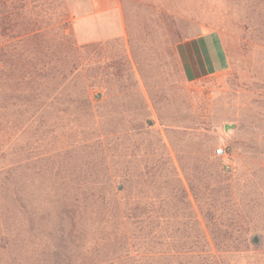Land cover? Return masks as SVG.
I'll use <instances>...</instances> for the list:
<instances>
[{
    "label": "rangeland",
    "instance_id": "374dc122",
    "mask_svg": "<svg viewBox=\"0 0 264 264\" xmlns=\"http://www.w3.org/2000/svg\"><path fill=\"white\" fill-rule=\"evenodd\" d=\"M61 2L0 24V264H264V0Z\"/></svg>",
    "mask_w": 264,
    "mask_h": 264
},
{
    "label": "crops",
    "instance_id": "0c3cea01",
    "mask_svg": "<svg viewBox=\"0 0 264 264\" xmlns=\"http://www.w3.org/2000/svg\"><path fill=\"white\" fill-rule=\"evenodd\" d=\"M85 17L81 16V18ZM81 18L76 19L78 21ZM87 19L85 18L84 20ZM81 21L79 20L77 23L79 24ZM124 35H126V30H116V26L112 25L109 30H90L89 33H86L88 41H102L111 37H123ZM176 47L177 58L183 76L188 82H194L209 75L223 73L231 66L221 38L213 33L183 40Z\"/></svg>",
    "mask_w": 264,
    "mask_h": 264
},
{
    "label": "trees",
    "instance_id": "16d2710c",
    "mask_svg": "<svg viewBox=\"0 0 264 264\" xmlns=\"http://www.w3.org/2000/svg\"><path fill=\"white\" fill-rule=\"evenodd\" d=\"M18 2L20 4H18L19 6L17 7L11 0H0V24L3 30H8L9 27H13V20L17 21V19H19V12L24 7V4L23 0H18ZM32 2L34 3V8L36 9L39 5V0H32ZM61 6H63V0L61 2ZM29 16H31L29 18H32V20L26 23H17L22 30H41L42 27L40 26V22H42V20H40L39 14L31 13Z\"/></svg>",
    "mask_w": 264,
    "mask_h": 264
},
{
    "label": "built area",
    "instance_id": "2783aa9c",
    "mask_svg": "<svg viewBox=\"0 0 264 264\" xmlns=\"http://www.w3.org/2000/svg\"><path fill=\"white\" fill-rule=\"evenodd\" d=\"M216 155L223 158H229L231 157V153L229 152L228 147L220 146L218 149H216Z\"/></svg>",
    "mask_w": 264,
    "mask_h": 264
}]
</instances>
